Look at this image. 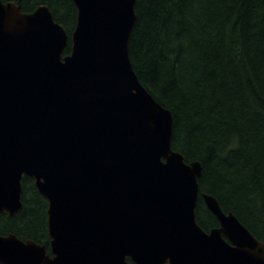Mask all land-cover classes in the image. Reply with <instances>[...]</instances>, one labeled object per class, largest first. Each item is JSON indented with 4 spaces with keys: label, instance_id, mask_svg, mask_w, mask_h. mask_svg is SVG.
<instances>
[{
    "label": "water",
    "instance_id": "95a60500",
    "mask_svg": "<svg viewBox=\"0 0 264 264\" xmlns=\"http://www.w3.org/2000/svg\"><path fill=\"white\" fill-rule=\"evenodd\" d=\"M73 1L65 54L48 6L0 0V215L23 210L32 178L51 239L0 234V264H264V242L201 194V163L173 149L172 112L133 69L137 0ZM200 197L219 221L209 232Z\"/></svg>",
    "mask_w": 264,
    "mask_h": 264
},
{
    "label": "trees",
    "instance_id": "16d2710c",
    "mask_svg": "<svg viewBox=\"0 0 264 264\" xmlns=\"http://www.w3.org/2000/svg\"><path fill=\"white\" fill-rule=\"evenodd\" d=\"M2 1L26 13L48 6L69 35L70 54L73 0ZM136 14L131 62L142 85L172 112L173 149L186 163H201V193L264 242V0H137ZM22 188L23 210L0 215V234L50 251L48 201L32 178L25 176ZM196 220L206 232L219 227L202 198Z\"/></svg>",
    "mask_w": 264,
    "mask_h": 264
},
{
    "label": "bare ground",
    "instance_id": "6f19581e",
    "mask_svg": "<svg viewBox=\"0 0 264 264\" xmlns=\"http://www.w3.org/2000/svg\"><path fill=\"white\" fill-rule=\"evenodd\" d=\"M130 261H131V260H130ZM130 261H129V262H130Z\"/></svg>",
    "mask_w": 264,
    "mask_h": 264
}]
</instances>
